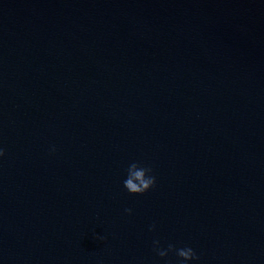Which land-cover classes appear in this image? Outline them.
Masks as SVG:
<instances>
[{"label":"water","instance_id":"obj_1","mask_svg":"<svg viewBox=\"0 0 264 264\" xmlns=\"http://www.w3.org/2000/svg\"><path fill=\"white\" fill-rule=\"evenodd\" d=\"M0 149V264H264V0H0Z\"/></svg>","mask_w":264,"mask_h":264},{"label":"clouds","instance_id":"obj_2","mask_svg":"<svg viewBox=\"0 0 264 264\" xmlns=\"http://www.w3.org/2000/svg\"><path fill=\"white\" fill-rule=\"evenodd\" d=\"M3 155V149H0V156ZM152 169L150 167L141 166L136 162L131 163L127 168V176L124 180V188L130 194H143L155 185V177L151 175ZM130 213L131 209H125ZM154 228V225L152 226ZM152 228L149 230L151 231ZM99 240L104 238L96 237ZM154 251L159 257H166L170 252H174L180 258V264H186L187 261L198 259L196 253L190 247L175 248L174 245L169 244L167 249L159 247V241H153Z\"/></svg>","mask_w":264,"mask_h":264}]
</instances>
